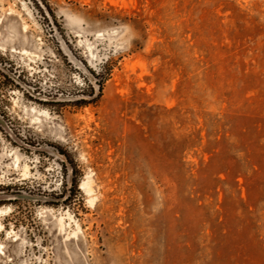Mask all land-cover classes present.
<instances>
[{
    "label": "rangeland",
    "instance_id": "1",
    "mask_svg": "<svg viewBox=\"0 0 264 264\" xmlns=\"http://www.w3.org/2000/svg\"><path fill=\"white\" fill-rule=\"evenodd\" d=\"M45 2L0 0V264H264V0Z\"/></svg>",
    "mask_w": 264,
    "mask_h": 264
},
{
    "label": "bare ground",
    "instance_id": "2",
    "mask_svg": "<svg viewBox=\"0 0 264 264\" xmlns=\"http://www.w3.org/2000/svg\"><path fill=\"white\" fill-rule=\"evenodd\" d=\"M19 157L16 156V165L19 166ZM24 176H27L29 175L30 173V170H29V166L28 165H25L24 166ZM81 189L85 190L86 193L89 195L90 197V203L93 205L95 204V202L97 201V198L95 196V189H94V179L91 175L88 174V176L84 179V181L82 182L81 184ZM3 211L0 210V214L2 213ZM2 225L0 224V229H2Z\"/></svg>",
    "mask_w": 264,
    "mask_h": 264
},
{
    "label": "water",
    "instance_id": "3",
    "mask_svg": "<svg viewBox=\"0 0 264 264\" xmlns=\"http://www.w3.org/2000/svg\"><path fill=\"white\" fill-rule=\"evenodd\" d=\"M8 130V129H7ZM9 131V130H8ZM10 132V131H9ZM15 138V137H14ZM18 142H20L17 138H15ZM21 143V142H20ZM16 197H21V198H26V199H32V200H43V198L40 197H34L31 195H20V196H16Z\"/></svg>",
    "mask_w": 264,
    "mask_h": 264
},
{
    "label": "trees",
    "instance_id": "4",
    "mask_svg": "<svg viewBox=\"0 0 264 264\" xmlns=\"http://www.w3.org/2000/svg\"><path fill=\"white\" fill-rule=\"evenodd\" d=\"M34 1L37 3V5L41 9V11L45 10L48 7L45 0H34ZM40 5H41V7H40Z\"/></svg>",
    "mask_w": 264,
    "mask_h": 264
}]
</instances>
